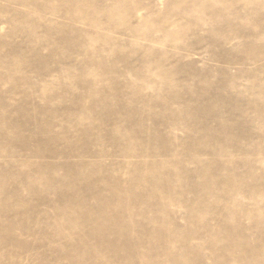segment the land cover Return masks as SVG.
Instances as JSON below:
<instances>
[{
    "label": "rangeland",
    "instance_id": "rangeland-1",
    "mask_svg": "<svg viewBox=\"0 0 264 264\" xmlns=\"http://www.w3.org/2000/svg\"><path fill=\"white\" fill-rule=\"evenodd\" d=\"M0 264H264V0H0Z\"/></svg>",
    "mask_w": 264,
    "mask_h": 264
}]
</instances>
